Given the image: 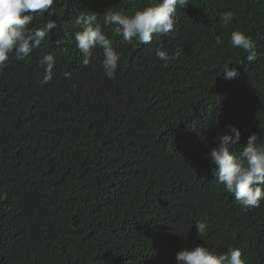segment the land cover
Returning <instances> with one entry per match:
<instances>
[{
  "label": "trees",
  "instance_id": "trees-1",
  "mask_svg": "<svg viewBox=\"0 0 264 264\" xmlns=\"http://www.w3.org/2000/svg\"><path fill=\"white\" fill-rule=\"evenodd\" d=\"M148 2L54 0L29 27L58 28L0 71V264H177L198 245L241 247L248 264H264V199L242 211L207 157L228 125L241 130L237 154L252 134L264 141V0H190L151 44L104 26L108 8ZM88 12L119 53L115 79L100 48L82 63L74 21ZM234 30L257 41L256 61L232 47ZM158 48L182 54L165 68ZM47 53L56 62L44 82ZM237 58L238 75L225 79L220 66ZM197 221L207 222L203 238Z\"/></svg>",
  "mask_w": 264,
  "mask_h": 264
},
{
  "label": "clouds",
  "instance_id": "clouds-1",
  "mask_svg": "<svg viewBox=\"0 0 264 264\" xmlns=\"http://www.w3.org/2000/svg\"><path fill=\"white\" fill-rule=\"evenodd\" d=\"M190 0H149L142 8L132 13L107 9L102 17L104 26L114 25V31L127 44L134 40L139 44H151L153 37L167 35L174 30L177 8L185 7ZM54 0H0V71L7 67L10 54L14 53L17 60L28 57L46 41L53 29L58 28L55 20L49 19L42 27L31 28L34 19L40 13H52ZM220 22L227 26L233 19L229 12L221 13ZM76 31L74 40L76 47L83 56V65L87 66L94 50H103L102 69L108 79H115L119 67L120 56L113 47V41L104 31L94 13H81L74 21ZM224 42L217 37L216 45ZM233 48L242 49L247 53L248 61L258 58L257 41L242 30H234L230 36ZM181 51L169 53L157 49L156 56L162 61V67H168L173 60L179 59ZM55 57L47 53L41 60L44 68V82L51 79ZM242 64L243 60L227 59L220 66V73L225 79L231 80L238 75V68L229 64ZM220 74V75H221ZM64 78L71 73L64 72ZM229 132L218 136V147L212 148L207 157L217 167L214 171L217 182L233 194L236 203L244 212L258 207L264 199V141L257 142L258 137L252 134L237 154L235 146L241 140V130L236 125H228ZM199 236L203 238L208 227L207 222L197 221L195 224ZM177 264H248L241 247H229L225 252H218L204 245L192 249L183 248L176 253Z\"/></svg>",
  "mask_w": 264,
  "mask_h": 264
}]
</instances>
